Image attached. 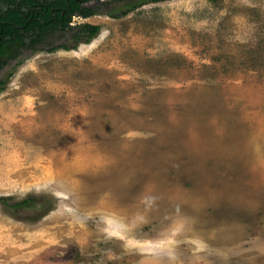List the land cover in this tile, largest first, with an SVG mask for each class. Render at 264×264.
<instances>
[{"label":"rangeland","instance_id":"rangeland-1","mask_svg":"<svg viewBox=\"0 0 264 264\" xmlns=\"http://www.w3.org/2000/svg\"><path fill=\"white\" fill-rule=\"evenodd\" d=\"M101 1L0 68V264H264V0Z\"/></svg>","mask_w":264,"mask_h":264},{"label":"trees","instance_id":"trees-1","mask_svg":"<svg viewBox=\"0 0 264 264\" xmlns=\"http://www.w3.org/2000/svg\"><path fill=\"white\" fill-rule=\"evenodd\" d=\"M89 2H95L88 4ZM110 1L99 0H0L5 10L0 11V68L14 59L21 61L25 54L42 49L44 41L51 37L70 34L74 45L65 42L50 45L47 51L57 47L71 48L79 42H89L100 26L83 22L72 24L75 15L87 18L97 14L102 5ZM11 71L0 77V91L4 89Z\"/></svg>","mask_w":264,"mask_h":264},{"label":"bare ground","instance_id":"bare-ground-1","mask_svg":"<svg viewBox=\"0 0 264 264\" xmlns=\"http://www.w3.org/2000/svg\"><path fill=\"white\" fill-rule=\"evenodd\" d=\"M86 174V173H85ZM105 206V205H104ZM107 206V205H106ZM103 210V209H102Z\"/></svg>","mask_w":264,"mask_h":264}]
</instances>
